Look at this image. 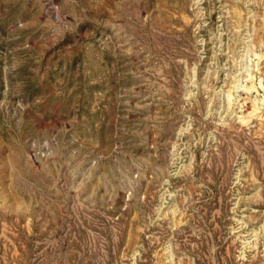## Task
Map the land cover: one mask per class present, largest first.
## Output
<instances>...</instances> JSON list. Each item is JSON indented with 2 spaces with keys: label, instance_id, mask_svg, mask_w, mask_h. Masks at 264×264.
I'll list each match as a JSON object with an SVG mask.
<instances>
[{
  "label": "rangeland",
  "instance_id": "1",
  "mask_svg": "<svg viewBox=\"0 0 264 264\" xmlns=\"http://www.w3.org/2000/svg\"><path fill=\"white\" fill-rule=\"evenodd\" d=\"M0 264H264V0H0Z\"/></svg>",
  "mask_w": 264,
  "mask_h": 264
},
{
  "label": "bare ground",
  "instance_id": "2",
  "mask_svg": "<svg viewBox=\"0 0 264 264\" xmlns=\"http://www.w3.org/2000/svg\"><path fill=\"white\" fill-rule=\"evenodd\" d=\"M260 117V116H259ZM263 124V123H262Z\"/></svg>",
  "mask_w": 264,
  "mask_h": 264
}]
</instances>
